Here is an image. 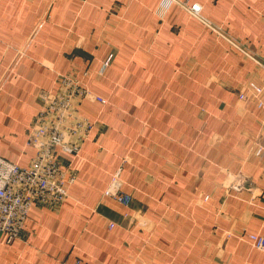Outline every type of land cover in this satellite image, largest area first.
I'll return each instance as SVG.
<instances>
[{"label":"crops","instance_id":"crops-1","mask_svg":"<svg viewBox=\"0 0 264 264\" xmlns=\"http://www.w3.org/2000/svg\"><path fill=\"white\" fill-rule=\"evenodd\" d=\"M255 59L264 0H0L2 158L30 165L60 76L107 100L81 106L82 151L59 152L69 197L34 206L12 242L0 232V264H264L248 238L264 236V111L239 100L264 88ZM118 170L128 205L104 196Z\"/></svg>","mask_w":264,"mask_h":264},{"label":"built area","instance_id":"built-area-1","mask_svg":"<svg viewBox=\"0 0 264 264\" xmlns=\"http://www.w3.org/2000/svg\"><path fill=\"white\" fill-rule=\"evenodd\" d=\"M190 11L198 18L202 16V6L194 4ZM214 27V26H212ZM110 54L104 68L111 64ZM259 66L264 62L255 59ZM40 110L30 127L27 145L36 150V155L28 167H21L0 156V232L8 242L20 237L25 223L34 206H60L69 197V189L78 178L74 169L64 170L59 152L78 155L91 131L93 122L81 113L85 101L107 104L90 88L72 76H60V86L56 93L41 92ZM242 102H254L264 111V88L255 81H249L239 94ZM256 155L264 157V119L261 132L256 136ZM121 170H118L104 196L128 205L131 196L122 191ZM111 229L114 224H110ZM252 245L264 250V236L249 234Z\"/></svg>","mask_w":264,"mask_h":264}]
</instances>
